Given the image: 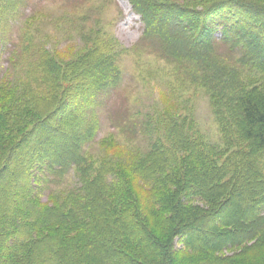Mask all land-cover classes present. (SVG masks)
<instances>
[{
    "label": "trees",
    "instance_id": "16d2710c",
    "mask_svg": "<svg viewBox=\"0 0 264 264\" xmlns=\"http://www.w3.org/2000/svg\"><path fill=\"white\" fill-rule=\"evenodd\" d=\"M25 1L15 6L16 0H0V5L17 11ZM132 1L145 25L139 46L149 43L179 69L183 83L204 90L227 142L240 137L248 144L239 162L264 158V5L200 0L175 15L172 9L162 11L169 8L161 0ZM174 19L186 31L171 29ZM217 33L224 53L217 48ZM91 50L99 52L94 45ZM42 59L28 72L31 80L23 92L28 99L23 102H35L44 116L14 146L3 147L10 136L4 119L10 112L0 114V264H237L264 246L262 173L250 163L243 165L246 171L214 176L204 152H190L200 151L202 143L190 138L194 134L188 119L157 112L144 126L150 150L143 171L152 177L179 166V160H195L200 166L187 163L186 172L164 176L176 183L167 189L163 184L170 236L167 244L155 237L141 218L133 191L110 190L112 169L103 167L93 175L82 155L83 146L95 140L99 119L89 111L98 104L87 100L117 90L121 78H112L114 66L96 64L89 78L94 82H82L67 94L58 78L38 77ZM53 71L44 70L48 80ZM70 172L79 174L81 186L63 199L53 187ZM43 229L51 232L42 235ZM243 245L232 259L214 257Z\"/></svg>",
    "mask_w": 264,
    "mask_h": 264
},
{
    "label": "rangeland",
    "instance_id": "374dc122",
    "mask_svg": "<svg viewBox=\"0 0 264 264\" xmlns=\"http://www.w3.org/2000/svg\"><path fill=\"white\" fill-rule=\"evenodd\" d=\"M241 1L264 5V0ZM18 3L16 0L15 6ZM159 3L169 8H163V12L172 9L171 13L177 15L185 4L197 6L200 0H161ZM5 5L3 10L0 5V114L7 110L10 112L4 119L8 121L7 129L11 130L7 132L10 136L3 147L14 146L21 134L44 116L35 102H23L28 99L23 94L27 81L31 80L28 72L38 65L41 58L38 77L46 81L58 78L62 91L65 93L67 90V94H74V89L82 82L92 84L94 80L89 78L97 71L93 70L94 67L103 63L104 68L114 66L111 68L112 78L119 74L121 82L109 95L88 98L87 101L98 104L91 106L89 111L96 113L99 119L95 140L83 146L82 155L92 165L93 175L103 167L112 169L110 182L113 179V187L111 185L110 190L133 191L136 205L141 206L143 222L150 226V231L159 240L167 244L170 236L166 222L169 212L162 204V196L166 194L163 184L166 189L176 184H170V179L164 176L172 178L178 172H186L187 163L200 164L195 160H179V166L158 171L152 177L143 171L142 166L145 167V157L150 150V142L143 133L144 126L154 113L188 119L194 134L190 138L202 143L200 151L190 152L200 155L203 151L214 176L226 171H246L243 165L250 163L264 176V158H247V161L239 162L241 154L249 151L248 144L240 137L227 142L204 90L183 83L179 69L154 53L149 43L139 46L145 25L132 0H26L17 11ZM15 6L13 4L12 8ZM148 15L152 16V13ZM165 22L167 25L168 21ZM177 23L168 24L173 30L186 31ZM152 24L156 25V21L153 20ZM215 36L218 50L226 52L220 45L221 33ZM186 42L190 44L192 41ZM93 45L99 52L91 50ZM11 53L13 62L12 58L8 59ZM92 55V60L86 58ZM49 69L54 70L51 80L44 73ZM57 69L61 71L56 73ZM231 165L233 170L226 169ZM230 176L232 173L223 182ZM60 181L53 189L63 199L77 192L81 186L79 174L74 172ZM40 190L41 187L36 192ZM195 203H200L199 199H195ZM48 231L51 232L43 229L42 235ZM245 246L217 253L214 257L232 259ZM261 249L246 258L240 257L237 264H264V246Z\"/></svg>",
    "mask_w": 264,
    "mask_h": 264
}]
</instances>
